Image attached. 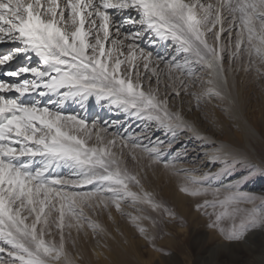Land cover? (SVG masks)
I'll list each match as a JSON object with an SVG mask.
<instances>
[{
    "label": "snow or ice",
    "instance_id": "snow-or-ice-1",
    "mask_svg": "<svg viewBox=\"0 0 264 264\" xmlns=\"http://www.w3.org/2000/svg\"><path fill=\"white\" fill-rule=\"evenodd\" d=\"M146 37L171 40L170 58L145 51L137 41ZM4 43L13 47L0 54V75L15 79H0V264H76L67 247L69 240L75 246L73 230L106 234L93 215L111 218L113 207L172 264V251L156 244L170 235L161 225L179 220L183 229L186 221L145 187L146 172L128 166L144 156L178 177L181 193L203 198L195 207L221 237L204 264H241L230 259L234 246L264 233V195L243 190L264 176V161L241 159L221 144L210 159L222 167L194 175L174 163L180 152L166 159L162 149L181 130L208 139L173 110L181 92L197 109L213 100L231 105L227 72L264 76V0H0ZM92 98L144 122L145 131L109 133L65 110L68 102L86 110ZM147 122L172 140L153 142ZM242 163L248 171L237 175ZM227 176L233 179L224 183Z\"/></svg>",
    "mask_w": 264,
    "mask_h": 264
},
{
    "label": "rangeland",
    "instance_id": "rangeland-1",
    "mask_svg": "<svg viewBox=\"0 0 264 264\" xmlns=\"http://www.w3.org/2000/svg\"><path fill=\"white\" fill-rule=\"evenodd\" d=\"M133 15H135V13H133ZM225 37H226V33L222 36V40H224L225 44H227L228 41L225 39ZM137 43H139L140 46L145 49V51H151L153 53L154 58L157 56H163L165 58H170L171 54L174 52V47H175L171 40L158 42L156 44H151V43H149V40L147 39V37L144 38L143 40L137 41ZM12 47H13V45L10 43H4L3 45H0V54L8 52ZM35 63H36V61L34 59L33 64H35ZM227 66L228 65L226 64V67ZM160 67L163 68L164 65L161 64ZM233 67H235V65H233ZM0 71H2V70H0ZM245 74L247 77L244 78L246 80V82H244V84L247 83V81L249 79L252 81V78H254L255 74H257V73L254 70H251V71L245 72ZM248 75L250 77H248ZM161 78L164 79V77H161ZM0 79L13 80L15 78H10V77H5V76L0 75ZM260 79H264V76H261V77L257 76L256 78L253 79L254 83H256L255 84L256 85V87H255L256 91L255 92L259 91L260 85L258 84V82L260 81ZM249 84L250 83L247 84L248 85L247 87H250ZM197 88H195V89H197ZM195 89H190V91H193ZM161 91H163V86L161 87ZM250 95H253V94H250ZM256 95H258L260 97V99H259L260 102L264 100V94H256ZM175 101L177 102V105H175ZM213 101L215 102L216 100H213ZM71 103L72 102H68L65 105V110L67 113H70V114L80 113V115H82V116L86 115L90 122H98L100 126L107 127L109 133L116 132L122 136L132 135L133 137H137L141 134L142 131H145L144 122H142L140 120H135V119L129 120L125 114H122L121 112H119V110L116 109L114 106H112L110 108L107 104V101H102L100 104H97L95 99L92 98L89 100L86 110L82 109L80 107V105H78V104H75V103L71 104ZM171 104H172L174 111H181L182 114L184 115V117L188 121L193 123L197 129H201V130H205L207 132H210V134L212 135L211 138L215 139L216 141H209L207 139L202 140V139L197 138L192 132H189L187 130H181L178 133L177 139L172 144V147L169 149L165 146L162 149L165 152V158L171 159L172 156H175L177 152H180L181 155L174 161V163L177 165V167H179L181 169L191 170L192 174H194V175H202L206 171H213V172L218 171L222 167V164L219 161H216V162L211 161L210 155H211V153H213L216 150V148L219 147V145L217 143V142H220L219 140H222L223 143H228L230 141L229 145L231 144L230 134H228L227 132H230L232 137L235 136L238 138L240 136V133L237 132L236 127L230 126L229 122H227L226 123V125H227L226 130H225V128H223L221 131L218 130L221 128H217V126L215 125L216 119L213 118L214 117L213 113H212L213 108H211V105H213V104L210 105V103L201 102V107L199 109H197L196 108V100L190 94L185 95L183 92H181V95L179 97L175 98L174 100H171ZM177 108H178V110H177ZM217 108H219V111L221 112V116H223L224 108H222V107H217ZM190 109H191V111H190ZM247 112H248L250 120L252 122H256V120H257V123L259 124V131H260L259 135H256L254 133L257 137V140H255V138L254 139L250 138L249 140L253 143L259 141L261 143L260 145H262L264 147V114L261 117V114H259L258 110H256L251 105L248 107ZM117 121L120 122L119 126H117L115 123H113V122H117ZM147 123L149 124V127L146 131L149 132V134L151 135V139L153 142H155L157 139L165 141V142L172 140L170 133H166L164 130H160V129L155 128L153 122H147ZM109 125H111V126H109ZM238 142H240V141L238 140ZM142 143L145 145H149V141L147 139L142 140ZM149 146H152V145H149ZM247 147L251 152H254L250 146H247ZM127 151L128 150L125 149L126 154H127ZM239 157L241 159H243L242 156H239ZM246 157L248 159H250L251 161L257 163V164H260L261 161L263 160L261 158L262 160L260 161L259 158L253 156L252 153L250 156H246ZM128 166L131 169H133L134 171H140L141 175H143L144 172L147 173V180L145 181V187L148 186L150 188H154V189H152V191L154 190L155 193L157 194V197L161 200L166 199L170 203H173L176 206H181V207H188V206L191 207L193 203L197 204L199 202H202L203 198L194 199L192 197H189V196L181 193L178 190L171 191L170 187L168 186V182L171 181V179L175 176L169 175L163 169V167L161 165H152L151 161L147 158V156H144L140 160L139 164H135L129 158L128 159ZM64 171L66 172L67 170H64ZM247 171H248V169L243 163L237 165V169H236L237 175L239 173H246ZM176 178L179 180L178 177H176ZM232 179H233L232 176H227V177H224L223 182L228 183ZM217 186H219V185H217ZM155 187H156V189H155ZM90 189H91V185H88V186H85L83 189H80V190L87 191ZM243 190L247 191L249 193H253L257 196L264 195V176L257 173L256 175H254L253 177L250 178L248 183L244 186ZM258 203H259V201H258ZM103 214H105V215H103ZM112 214L116 215V217L118 219L119 218L120 219H126L127 218L126 216H122L120 213L118 214L114 207L111 209V215ZM202 214H201V211H200V213L198 212L199 216H202ZM89 215H93V214L89 213ZM152 215L156 216L157 214L152 213ZM108 217H109V214L107 211H103L101 213V215H98V217L96 215H93V219L98 220L103 226H104V224H103L104 218H108ZM202 218H206V216L203 215ZM130 227L133 228V230L135 229L132 225H130ZM204 230H205L204 234L207 235L208 237H211V236L214 237L215 235L219 236V233L216 230L210 229V228H208V226H205ZM165 232L170 233V235H165L164 239L158 240V243H161L164 240H168L171 237L172 238L175 237L174 238V239H176L175 241H181L182 239H184V237H187V234L189 236L191 234L192 230L190 231L189 225H187L185 228L181 229L180 223L177 224L173 221V222L168 223V226L165 227ZM87 233H89V235L91 236L92 247H96V248L98 247L102 251H104L103 253H101V255H103V254L105 255V254L109 253V249H107L104 246L105 240L103 239L101 234L94 235L91 232V230H87ZM204 234H202V235H204ZM76 237L77 238L81 237L84 239V233L81 232L79 235H77V233L73 230L72 238L75 239ZM130 239L134 240L135 243L139 244L141 251H143L145 253L147 251H152L154 253L155 258H154V260H152L151 264H154L157 261H162L165 259L162 256H159L158 255L159 253L155 252L152 249L149 242L146 241L145 239H143V237H141L139 235V233L136 231V229L134 232V236L131 237ZM218 239H220V241H221V237ZM96 241H97V243H96ZM257 245L258 244H255V245L251 246V248L255 250ZM72 246L73 245L71 244V241L69 240L67 247L71 253H72V250H70V249H72ZM187 247H190V244ZM242 249H243V252L241 253L240 258L238 257L239 259L237 260V261L241 262V264H252L254 262L255 257L260 255L259 253L255 254V255H250L248 253L246 246L244 248L242 246ZM196 251H199V248L196 249ZM72 255L74 256L73 253H72ZM194 255L195 254L190 256L193 259L187 258L186 257L187 255H183V257H181V255L178 256L181 258H171L170 257L169 259L177 260L178 262H181V264L182 263L183 264H189V263L191 264L193 262V260L195 259ZM160 257H162V259ZM202 257H205V256H202ZM151 258H153V257L145 256L144 260L148 261ZM78 260H79V258H78ZM106 260H107V258L102 257V261L104 263ZM90 264H92V263H90ZM93 264H100L99 260L93 259ZM106 264H108V263L106 262Z\"/></svg>",
    "mask_w": 264,
    "mask_h": 264
},
{
    "label": "bare ground",
    "instance_id": "bare-ground-1",
    "mask_svg": "<svg viewBox=\"0 0 264 264\" xmlns=\"http://www.w3.org/2000/svg\"><path fill=\"white\" fill-rule=\"evenodd\" d=\"M0 45H3V44H0ZM227 75L229 77V88L231 91V95L235 100V103L228 105V104H222L221 102L216 100L215 102L212 101L210 105L213 104L211 105V108H213V111H212L213 116H214L213 118L216 119V123L215 122L214 123L217 126V128H221L218 130L221 131L223 128H225L226 130L227 128L226 123L229 122L230 126L236 127V130L237 132L240 133V136L238 138L235 136L232 137L231 133L227 132L228 134H230L231 144L229 145L230 141L228 143H223L222 140H219L220 142H217V143L219 146L221 144L226 145L231 152L237 154L238 156H242L243 158L246 156H250L252 153V155L255 157H258L260 161L262 159H263L262 161H264V147L260 145L261 143L259 141L253 143L249 140L250 138H253V139L255 138V140H257L256 135H259V132H260L259 124L257 123V120L256 122H252L247 112L248 107L251 105L256 110H258L259 114H261V117L264 114V107H263L264 100L260 102L259 101L260 97L256 95V94H264V79H260V81L258 82V84L260 85L259 91L255 92L256 83H254L253 79L257 77V74H255V77L253 76L254 77L252 78L253 82L249 79L250 81L248 80L247 83L245 84L244 82H246V80L244 78L247 77L245 74V71H242V70H239L236 72L230 71V72H227ZM248 77L250 76L248 75ZM248 83H250L249 84L250 87H247ZM195 90L198 91L199 89L197 88ZM250 94H253V95H250ZM175 105H177L176 101H175ZM217 107H222L224 109L227 107L230 109V111L224 110L223 116H221V112L219 111V108ZM197 130L198 131L200 130L199 131L200 134L204 137H207L208 138L207 140L216 141L215 139L211 138L212 135L210 134V132H207L201 129H197ZM237 139L240 142H238ZM247 146H250L254 152H251ZM179 182L180 181L176 177H173L171 181L168 182V186L170 187L171 191L173 190L179 191ZM146 188L150 191L154 189L148 186ZM163 201L169 207L173 208L178 214V216L183 217V219L186 221V224L190 226V231L192 230V232L189 236L187 234V237H184V239H182L181 241H175L176 240L174 239L175 237L174 238L171 237L168 240L162 241L161 243H158L159 239H157L156 244L158 246L164 247L165 249L171 250L173 253L171 258H181L183 257V255H187L186 256L187 258H192L190 256L195 254L194 255L195 259L193 260L191 264H204L205 260L211 259L210 253L206 249H211L214 246L218 247L221 241L220 239H218L220 238V236L215 235L214 237L213 236L208 237L207 235L204 234L205 233L204 228L205 226L208 225L209 218L208 217L202 218L203 217L202 212H201L202 216H199L200 214L198 215V212L200 213V211H197L195 207L196 205L195 203H193L191 207L190 206L181 207V206H176L173 203H170L166 199H163ZM126 210L132 211V209H126ZM117 213L119 214V212ZM174 222L177 224L180 223L179 220L174 221ZM168 223L169 222L165 221V223L161 225V228L163 229L164 232H165V227L168 226ZM103 224L106 229V234L102 233L101 235L103 239L105 240L104 246L107 249H109V253L105 255L104 254L101 255V253H103L104 251H102L98 247L97 248L92 247L91 236L89 235V233H87V235H84V239L81 237L80 238L76 237L75 246L74 247L72 246V249H70L72 250L74 257H77L76 264H90V263L93 264V259L99 260L100 264H106V262L108 264H141V263L151 264L152 263V260H154L155 258L154 253L152 251H147L146 253L141 251L139 244L135 243L134 240L130 239L131 237L134 236L135 229L133 230V228L130 227L131 224L128 221V218L118 219L116 215L112 214L111 218L109 217L104 218ZM156 231L159 232V229H157ZM189 244H190V247H187ZM255 244H258V245L256 249L254 250L251 248V246ZM242 246L243 248L246 246L248 253L250 255H255L259 253L260 255L255 257L254 262L252 264H260L261 258L264 257V233L257 232L253 234L252 236H250L249 244L234 246L235 251H233L230 255L231 260L237 261L240 258V255L243 252ZM198 248H199V251H196V249ZM225 252H227L226 249H225ZM158 255L161 256L160 254ZM180 255L181 257H178ZM145 256H149L153 258H151L148 261H145L144 260ZM202 256H205V257H202ZM102 257L107 258L105 263L102 261ZM160 258L162 259V257ZM164 260L160 262H162V264H166ZM169 260H171L172 264H181V262H178L177 260H174V259H169ZM154 264H156V262Z\"/></svg>",
    "mask_w": 264,
    "mask_h": 264
}]
</instances>
